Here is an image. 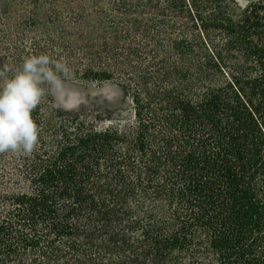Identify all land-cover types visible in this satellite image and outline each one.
<instances>
[{"label":"trees","instance_id":"obj_1","mask_svg":"<svg viewBox=\"0 0 264 264\" xmlns=\"http://www.w3.org/2000/svg\"><path fill=\"white\" fill-rule=\"evenodd\" d=\"M41 53L123 108L45 96L0 264H264V0H0V69Z\"/></svg>","mask_w":264,"mask_h":264},{"label":"clouds","instance_id":"obj_2","mask_svg":"<svg viewBox=\"0 0 264 264\" xmlns=\"http://www.w3.org/2000/svg\"><path fill=\"white\" fill-rule=\"evenodd\" d=\"M7 71L0 69V154L30 156L41 131L32 114L45 96L53 107L66 110L80 103V95L68 86L73 75L67 62L46 53L24 58L10 76Z\"/></svg>","mask_w":264,"mask_h":264},{"label":"rangeland","instance_id":"obj_3","mask_svg":"<svg viewBox=\"0 0 264 264\" xmlns=\"http://www.w3.org/2000/svg\"><path fill=\"white\" fill-rule=\"evenodd\" d=\"M236 3L244 7L250 0H235ZM68 86L77 91L80 95V103L75 108L78 109H108L119 110L123 108L122 95L117 86L112 83H86L80 81H68Z\"/></svg>","mask_w":264,"mask_h":264}]
</instances>
